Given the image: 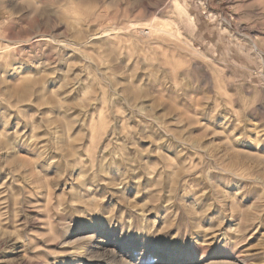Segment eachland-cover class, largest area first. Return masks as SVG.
I'll return each instance as SVG.
<instances>
[{"label":"clouds","instance_id":"9594fccd","mask_svg":"<svg viewBox=\"0 0 264 264\" xmlns=\"http://www.w3.org/2000/svg\"><path fill=\"white\" fill-rule=\"evenodd\" d=\"M264 264V0H0V264Z\"/></svg>","mask_w":264,"mask_h":264},{"label":"rangeland","instance_id":"374dc122","mask_svg":"<svg viewBox=\"0 0 264 264\" xmlns=\"http://www.w3.org/2000/svg\"><path fill=\"white\" fill-rule=\"evenodd\" d=\"M210 264H217L215 260L211 261ZM224 264H228V261H224Z\"/></svg>","mask_w":264,"mask_h":264}]
</instances>
